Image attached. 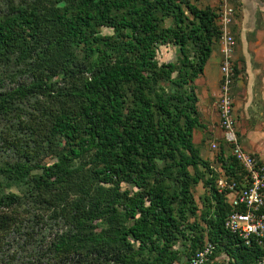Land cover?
Here are the masks:
<instances>
[{
  "label": "trees",
  "instance_id": "trees-1",
  "mask_svg": "<svg viewBox=\"0 0 264 264\" xmlns=\"http://www.w3.org/2000/svg\"><path fill=\"white\" fill-rule=\"evenodd\" d=\"M199 2L0 0V264H263L225 226L229 143L217 167L194 140L220 38Z\"/></svg>",
  "mask_w": 264,
  "mask_h": 264
},
{
  "label": "built area",
  "instance_id": "built-area-1",
  "mask_svg": "<svg viewBox=\"0 0 264 264\" xmlns=\"http://www.w3.org/2000/svg\"><path fill=\"white\" fill-rule=\"evenodd\" d=\"M236 9L232 0H219L217 11L222 59L217 109L223 138L229 143L233 155L244 170V176L239 181L222 176L217 184L220 191H229L233 207L226 219V228L244 239L246 244H250L252 239L259 242L264 240V162L243 147L238 135L233 97L236 41L231 30ZM212 147L217 150L219 144L213 142ZM212 250L213 246L208 244L196 253L191 264L203 263Z\"/></svg>",
  "mask_w": 264,
  "mask_h": 264
},
{
  "label": "rangeland",
  "instance_id": "rangeland-1",
  "mask_svg": "<svg viewBox=\"0 0 264 264\" xmlns=\"http://www.w3.org/2000/svg\"><path fill=\"white\" fill-rule=\"evenodd\" d=\"M234 6L237 8L235 13V19L233 23L231 24V30L235 37V41L237 40V34L235 32V29L237 27V20L240 17V5L238 0H232ZM200 6L205 7L207 5H210L218 10L219 0H200L199 2ZM218 22V20H217ZM104 31H107L106 29ZM238 41L235 43V62L239 63V59L237 58L236 51H237V45ZM221 37L219 38V41L214 46V51L211 56V59L208 60L206 75H201L197 80V92L199 95V109L201 113V120L204 124V127L198 129L196 131L195 135V143L201 148L203 157L207 158L211 162L214 161V165H217L216 157L218 154V151L215 150L212 147L213 142H217L219 144V147L221 144H224L222 133L219 125V111L217 110V107L213 105L215 102L218 101L220 90L218 89V95L214 96V102L212 104V109L208 108L206 106L207 97L204 96V94H201V83L203 87V81L206 79L209 87L217 88V83L219 81L218 74H219V68L220 63L222 59L221 54ZM176 52L174 48H170L168 50H165L164 54L160 53V60L161 61H167V60H174L176 58ZM244 73H238L235 74V82L233 85V97H234V106H235V115L237 118V128L240 135V140L243 145V147L246 150H249L251 148V143L253 141L254 134L260 135L264 138V97H259V100L256 96L253 97V99H250L247 89L242 84L241 86H238V79L243 78ZM221 77V76H220ZM244 79V78H243ZM199 85V86H198ZM220 86V83H219ZM220 88V87H219ZM217 105V104H216ZM262 109V110H261ZM214 110V111H212ZM261 110V111H260ZM206 113V114H205ZM257 119V120H256ZM263 121L262 127H259L257 129L252 128V123L255 124L257 121ZM262 149V154L264 156V145ZM264 161V160H263ZM205 194V188L200 183L197 185L195 190V197L200 200L201 197Z\"/></svg>",
  "mask_w": 264,
  "mask_h": 264
},
{
  "label": "crops",
  "instance_id": "crops-1",
  "mask_svg": "<svg viewBox=\"0 0 264 264\" xmlns=\"http://www.w3.org/2000/svg\"><path fill=\"white\" fill-rule=\"evenodd\" d=\"M238 1L240 5V17L237 20V27L235 29L237 34L236 41H238L236 55L239 59V70H241V73H244V79H238V86L245 83V88L250 99L256 96L259 100V97H264V0ZM205 67L207 68V64ZM206 70H204L203 76L206 75ZM220 76L219 68L217 88L209 87L206 79L203 81V87L201 83L202 93H200V97L201 94L207 97L206 106L210 109H212L214 96L218 95ZM216 104L217 102L213 104L215 108L217 107ZM262 122L261 120L257 121L256 124L253 122L251 127L255 129L262 127ZM220 131L223 135L222 130ZM252 139L251 148L247 151L258 154L263 161L262 145H264V138L260 133L259 135L257 133L254 134Z\"/></svg>",
  "mask_w": 264,
  "mask_h": 264
}]
</instances>
